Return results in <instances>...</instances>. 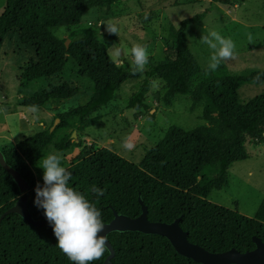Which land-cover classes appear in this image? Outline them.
I'll return each mask as SVG.
<instances>
[{
    "label": "trees",
    "instance_id": "obj_1",
    "mask_svg": "<svg viewBox=\"0 0 264 264\" xmlns=\"http://www.w3.org/2000/svg\"><path fill=\"white\" fill-rule=\"evenodd\" d=\"M117 0H4L0 12V44L10 29L17 30L19 42L33 47L36 60L20 71L19 87L25 89L39 78L55 76L66 69L90 82L83 104L54 114L49 126L21 138L14 144L0 146L4 161L17 170L27 182L26 207L33 219L46 220L42 208L34 204L36 182L31 165L59 129L53 147L64 150L80 147L81 132L99 119L101 108L109 104L121 84L136 79L124 97L127 108L145 107V96L151 80L158 78V99L171 106L179 98L187 100V111H198L200 122L191 126L170 124L163 136L144 150L138 163L121 157L107 147L82 146L66 166L71 172V187L83 193L101 211L108 222L112 211L135 217L140 213L139 197L146 206L150 221L170 222L181 216L180 227L187 239L210 252L231 247L242 252L253 248L252 236L264 242V196L251 217L207 199L212 189L227 184V169L234 161L248 157L244 144L247 138L255 143L264 140V91L241 101L237 89L242 85L264 82V70L250 69L232 73L226 69L204 71L186 43V28L201 19L205 10L181 18L176 26L167 27L165 50L161 58L149 61L146 70L133 74L131 65L116 67L106 51L114 43L113 34H104L95 25L82 24L84 11L110 7ZM234 0H209L229 5ZM244 1V0H240ZM210 7V5L208 6ZM56 28L66 31L65 37L53 34ZM68 39L67 45L64 44ZM72 81L49 83L32 95L17 98L18 107L42 108L60 103L78 92ZM218 126L213 134L212 126ZM93 186L102 188L99 198ZM17 185L0 166V214L19 196ZM107 240L113 250L110 264H200L177 253L168 240L157 234L138 231H112ZM108 252L105 253V256ZM103 259L90 264H103ZM0 264H73L58 248L52 230L47 226L27 223L17 213L0 219Z\"/></svg>",
    "mask_w": 264,
    "mask_h": 264
},
{
    "label": "rangeland",
    "instance_id": "obj_2",
    "mask_svg": "<svg viewBox=\"0 0 264 264\" xmlns=\"http://www.w3.org/2000/svg\"><path fill=\"white\" fill-rule=\"evenodd\" d=\"M210 5V7H208ZM4 0H0V12ZM205 10L201 19L192 21L186 28V43L204 71L207 70L211 50L201 42V37L215 30L230 37L236 44V58L222 62L217 69L232 73H244L250 69L264 70V0H234L229 5L209 0H117L110 7H96L83 12L82 24L97 26L100 31L108 25H115L118 35L113 34L114 43L106 44L110 58L118 63L123 60L131 65L130 55L116 56V50L128 52L135 44L147 45L149 61L161 58L165 50L167 27L176 26L181 18ZM109 33V32H107ZM251 33L255 44H248L247 34ZM53 34L65 37L63 28H56ZM36 60L33 47L19 42L17 30L10 29L0 44V146L14 144L21 138L42 130L52 123L54 114L69 107L83 104L89 93L90 82L66 69L48 78H39L21 90L19 76L21 69ZM72 81L79 88L76 95L60 103H48L32 113L30 108L18 107L17 98L22 94L32 95L49 83ZM136 79L124 81L114 99L103 106L97 122L75 133L81 141L80 147L70 146L64 150L53 147V141L67 128L59 129L54 138L41 151L31 165L35 181L43 180V169L37 166L51 152L62 154L61 165L68 166L82 146L107 147L121 157L138 163L144 150L159 140L170 124L191 126L200 122L198 111H187V100L177 98L171 106L164 105L157 97L160 80L153 78L145 96V107L134 110L127 108L124 97L132 90ZM264 91V82L257 85H242L237 89L238 97L244 101ZM213 134H218V126H212ZM71 135V134H70ZM132 145L129 149L126 145ZM248 157L234 161L227 169V184L220 189H212L207 199L218 205L233 209L251 217L259 201L264 196V140L255 143L247 138L244 144Z\"/></svg>",
    "mask_w": 264,
    "mask_h": 264
},
{
    "label": "clouds",
    "instance_id": "obj_3",
    "mask_svg": "<svg viewBox=\"0 0 264 264\" xmlns=\"http://www.w3.org/2000/svg\"><path fill=\"white\" fill-rule=\"evenodd\" d=\"M110 34L118 35L115 25H108ZM248 44H255L251 33L247 34ZM201 42L211 50L207 70L215 71L224 61L236 58V44L230 37L212 30L201 37ZM116 56H131V71L133 74L142 73L149 64L150 53L147 45L135 44L131 49L122 53L116 50ZM124 61L119 60L116 67L123 68ZM30 112L39 111L38 106L32 105ZM131 148L132 145H126ZM62 154L51 152L39 159L37 166L43 169V186L35 187L34 204L43 209V214L52 228L58 248L73 264H90L104 258L107 247V237L101 235L105 225L101 211L86 196L70 186L71 172L61 165ZM92 193L97 198L104 195L102 188L93 186Z\"/></svg>",
    "mask_w": 264,
    "mask_h": 264
},
{
    "label": "water",
    "instance_id": "obj_4",
    "mask_svg": "<svg viewBox=\"0 0 264 264\" xmlns=\"http://www.w3.org/2000/svg\"><path fill=\"white\" fill-rule=\"evenodd\" d=\"M102 32L106 34L108 31L107 29H104ZM67 42L68 39H65L64 44L67 45ZM57 121V118L53 120L48 128L49 131L54 128ZM74 136L75 132L72 131L71 137L74 138ZM0 166L10 175L20 192L14 202L1 212L0 219L4 215L13 212L20 215L31 225L47 226L52 230L46 220L33 219L29 215L26 207L28 184L17 170L10 167L4 161L1 152ZM137 201L140 205V213L137 216L129 217L113 210L111 219L104 223L105 229L101 235L106 236L107 233L112 231H138L145 234H157L166 238L177 253L200 264H264V242H262L259 237H251L254 246L249 250L240 252L231 247L221 252H210L187 239V231L183 230L179 225L181 216L174 218L170 222L150 221L146 216V206L139 197L137 198ZM107 247L109 251L103 260V264H110V258L113 255V250L108 240Z\"/></svg>",
    "mask_w": 264,
    "mask_h": 264
}]
</instances>
